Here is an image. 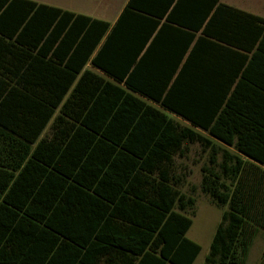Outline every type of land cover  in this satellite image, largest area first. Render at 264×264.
I'll return each instance as SVG.
<instances>
[{
  "label": "trees",
  "instance_id": "1",
  "mask_svg": "<svg viewBox=\"0 0 264 264\" xmlns=\"http://www.w3.org/2000/svg\"><path fill=\"white\" fill-rule=\"evenodd\" d=\"M190 144L227 206L204 264H245L264 230L263 16L127 0L111 22L0 0V264H193Z\"/></svg>",
  "mask_w": 264,
  "mask_h": 264
},
{
  "label": "rangeland",
  "instance_id": "2",
  "mask_svg": "<svg viewBox=\"0 0 264 264\" xmlns=\"http://www.w3.org/2000/svg\"><path fill=\"white\" fill-rule=\"evenodd\" d=\"M52 5L61 6L79 13L88 14L94 17L102 18L114 22L122 10L126 0H37ZM237 0H233V2ZM258 11V10H256ZM259 12V11H258ZM262 12V11H261ZM259 12V13H261ZM264 15V14H263ZM178 118V117H177ZM181 120L180 118H178ZM188 158L179 159L177 163L186 165L191 173L188 177V185L197 186L196 214L194 222L188 231V236L197 241L202 250L193 264H204L205 258L210 252L211 243L216 228L221 221L222 213L227 206L218 207L214 205L209 197L202 193L199 184L201 180V165L207 161L208 154L203 152L198 144H190ZM264 167V165H262ZM188 186L184 187L187 190ZM264 249V230H260L255 237L245 264H259L262 251ZM171 264V263H168Z\"/></svg>",
  "mask_w": 264,
  "mask_h": 264
},
{
  "label": "crops",
  "instance_id": "3",
  "mask_svg": "<svg viewBox=\"0 0 264 264\" xmlns=\"http://www.w3.org/2000/svg\"><path fill=\"white\" fill-rule=\"evenodd\" d=\"M221 1L226 3V4L233 5L235 7L240 8V9H243V10H246V11H250L252 13H255V14H258V15H261V16L264 17V15H263L264 14V0H237L236 2L235 1L233 2V0H221ZM55 6H57V5H55ZM59 7H61V6H59ZM64 9H66V8H64ZM256 10H258L259 12H261V11L262 12L259 13ZM87 67L91 68L92 66L90 64H88ZM94 70L99 72V73H101V71L99 69L94 68Z\"/></svg>",
  "mask_w": 264,
  "mask_h": 264
}]
</instances>
